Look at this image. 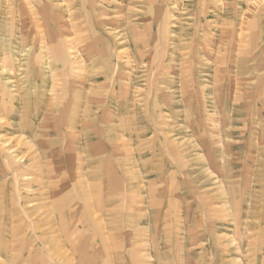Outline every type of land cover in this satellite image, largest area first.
Returning a JSON list of instances; mask_svg holds the SVG:
<instances>
[{
    "label": "rangeland",
    "instance_id": "374dc122",
    "mask_svg": "<svg viewBox=\"0 0 264 264\" xmlns=\"http://www.w3.org/2000/svg\"><path fill=\"white\" fill-rule=\"evenodd\" d=\"M0 264H264V0H0Z\"/></svg>",
    "mask_w": 264,
    "mask_h": 264
},
{
    "label": "bare ground",
    "instance_id": "6f19581e",
    "mask_svg": "<svg viewBox=\"0 0 264 264\" xmlns=\"http://www.w3.org/2000/svg\"><path fill=\"white\" fill-rule=\"evenodd\" d=\"M152 7H153V6H152ZM147 29H148V27H147ZM63 40H64V39H63ZM146 42H147V41H146ZM100 51H101V53H103L102 50H100ZM156 123H157V122H156ZM12 141H13V140H12ZM12 141H11V142H12ZM28 155H29V154H28ZM26 157H27V156H26ZM23 158H24V157H23ZM28 160H29V159H28Z\"/></svg>",
    "mask_w": 264,
    "mask_h": 264
}]
</instances>
